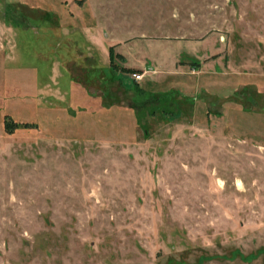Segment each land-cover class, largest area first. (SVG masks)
Returning a JSON list of instances; mask_svg holds the SVG:
<instances>
[{"label": "rangeland", "instance_id": "1", "mask_svg": "<svg viewBox=\"0 0 264 264\" xmlns=\"http://www.w3.org/2000/svg\"><path fill=\"white\" fill-rule=\"evenodd\" d=\"M0 264H264V0H0Z\"/></svg>", "mask_w": 264, "mask_h": 264}, {"label": "built area", "instance_id": "2", "mask_svg": "<svg viewBox=\"0 0 264 264\" xmlns=\"http://www.w3.org/2000/svg\"><path fill=\"white\" fill-rule=\"evenodd\" d=\"M142 76H138V78H141Z\"/></svg>", "mask_w": 264, "mask_h": 264}]
</instances>
